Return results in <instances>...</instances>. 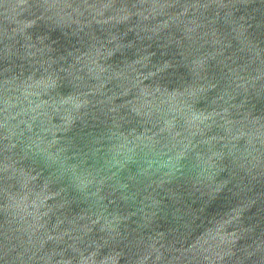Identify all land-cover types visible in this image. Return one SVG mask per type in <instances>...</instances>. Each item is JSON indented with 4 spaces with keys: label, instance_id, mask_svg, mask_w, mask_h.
Segmentation results:
<instances>
[{
    "label": "water",
    "instance_id": "obj_1",
    "mask_svg": "<svg viewBox=\"0 0 264 264\" xmlns=\"http://www.w3.org/2000/svg\"><path fill=\"white\" fill-rule=\"evenodd\" d=\"M0 264H264V0H0Z\"/></svg>",
    "mask_w": 264,
    "mask_h": 264
}]
</instances>
